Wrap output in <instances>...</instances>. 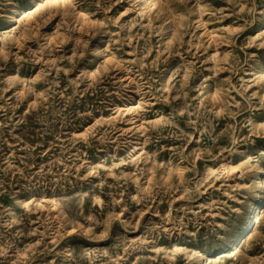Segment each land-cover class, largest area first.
<instances>
[{"label": "rangeland", "instance_id": "374dc122", "mask_svg": "<svg viewBox=\"0 0 264 264\" xmlns=\"http://www.w3.org/2000/svg\"><path fill=\"white\" fill-rule=\"evenodd\" d=\"M0 264H264V0H0Z\"/></svg>", "mask_w": 264, "mask_h": 264}, {"label": "bare ground", "instance_id": "6f19581e", "mask_svg": "<svg viewBox=\"0 0 264 264\" xmlns=\"http://www.w3.org/2000/svg\"><path fill=\"white\" fill-rule=\"evenodd\" d=\"M214 171H215V170H214ZM259 206H260L259 203H253V204H252V208H251V212H252V214H256V212H257ZM252 214H250V215L248 216V218H247V223H250V222H252V221L254 220V218H255L256 215H254L253 217H251Z\"/></svg>", "mask_w": 264, "mask_h": 264}]
</instances>
